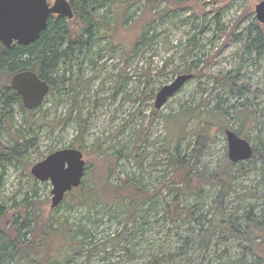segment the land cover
Masks as SVG:
<instances>
[{
	"label": "rangeland",
	"instance_id": "rangeland-1",
	"mask_svg": "<svg viewBox=\"0 0 264 264\" xmlns=\"http://www.w3.org/2000/svg\"><path fill=\"white\" fill-rule=\"evenodd\" d=\"M259 1L183 0L185 9L170 8L148 17L142 31L138 27L145 19L137 18L142 15L144 2L128 10L126 21L122 12L99 10L101 23L93 29L90 47L82 48L71 63H60L59 73L52 77L56 88L49 89L42 103L31 109L32 118L18 105L12 106V119L1 130V139L11 144L20 138L17 141L21 144L24 137L34 140L35 146H23L19 162H4L0 201L10 206L24 199L39 200L47 212L51 184L36 180L29 170L49 153L68 147L83 152L86 182L92 168L103 171L106 165L98 158L100 148L116 156L113 181L130 176L149 191L159 188L171 174L164 149L168 126L172 132L183 129L181 138L171 146L177 145L188 161L192 131L202 115L211 118V131L224 119L228 121L222 123L224 128L215 133L214 142L196 164L199 171L210 174L227 157L224 129L234 131L236 118L248 110L254 120L245 126L246 140L262 152L260 158L233 173L223 205L236 227L246 228L249 218L264 229V53L248 52L243 40H227L226 36L229 32L244 34L255 18L254 7ZM141 32L146 38L133 50L131 43L142 37ZM186 72L193 77L155 110L156 92ZM215 77L236 80V87L223 86ZM218 189L208 184L197 195L183 196L180 205L191 207L192 213L175 218L168 213L175 191L161 188L141 208L135 222L129 223L128 233L120 240L113 237L123 227V214L111 215L102 206L88 212L66 204L54 214L90 232L86 245L98 250L87 260L78 256L72 264H146L156 255H166L165 264H181L187 257L191 264H262L264 248L263 255L257 256L245 248L246 240L223 238L226 230L221 228L222 237L216 233L207 248L198 249L202 230L212 218Z\"/></svg>",
	"mask_w": 264,
	"mask_h": 264
},
{
	"label": "trees",
	"instance_id": "trees-1",
	"mask_svg": "<svg viewBox=\"0 0 264 264\" xmlns=\"http://www.w3.org/2000/svg\"><path fill=\"white\" fill-rule=\"evenodd\" d=\"M193 1L199 3L201 0ZM69 2L73 10V18L68 20L64 16H50L46 28L34 42L27 45L13 43L9 47L0 43V133L11 122L12 118L9 114L13 105H18L32 118L31 110L24 109L20 96L10 86V77L22 70H33L40 78L48 82L50 90L55 89L52 77L59 73L60 63H71L74 55L80 53L82 48L90 47L89 42L92 39L93 29L101 23L97 16L99 10L105 9L106 13L110 14L113 11L122 12V18L126 21L129 17L128 10L136 4L144 2L142 15L138 17L139 19L137 18V21L145 19L144 22L142 21L143 24L140 23L138 27L142 31L148 22V17L165 13L170 8L176 11L187 7L183 0H69ZM161 5L162 7H160ZM134 23L126 27H132ZM221 34L223 31H220V36ZM141 35L142 37H138L135 43L133 42L134 44L131 43L133 50L137 48L138 43L146 38L145 32H141ZM226 36L227 40H243V48L248 52L255 51L258 55L264 53V23L257 22L255 18L247 25L244 34L233 35L229 32L226 33ZM197 73H201L200 70ZM215 79L218 82L221 80L219 77H215ZM227 80L224 77V80H221L219 84L230 86L229 88L236 85V80ZM247 111L242 118H236L238 127L234 130L237 135L245 139L248 138L244 132L245 126L249 121L254 120ZM224 121L227 120L224 119L220 124H224ZM220 124H217L215 130L211 131V118L203 115L199 117L198 124L192 131L194 140L191 142L192 148L188 161L181 156L177 145L171 146L172 141H178L181 138L183 129L172 132L173 129L168 126V143L164 149L167 153L165 156L166 165L171 174L160 184L159 188L154 187L151 191L140 180L130 176L113 181L112 177L117 174L116 156L109 155L104 149L99 148L100 156L98 158H103V163H106L103 171L92 168L90 171L93 172L88 175V182L84 181L83 177L81 184L67 192L57 207L50 208L46 212L39 200L24 199L10 206H6L0 201V264H72L78 256L82 255L87 260L94 252L98 251L96 247L86 245L90 232L69 223L66 219L55 217L54 211L62 204H66L70 208L81 207L88 212L102 206L111 215L123 214V227L113 237L120 240L128 233L129 223L135 222L139 211H143L141 208L146 207L161 191V188L175 191L173 199L168 204V213L172 212V216L180 218L192 213L191 207L180 205L181 198L188 194H199L202 186L208 184L217 185L219 189L213 199L212 218L202 230L203 234L198 240V249L207 248L216 233L222 237V231H218L221 228L226 230L223 238L244 239L248 242L245 247L247 250L257 256L258 253L263 255L264 229H262L261 223L256 220L250 221L247 218L246 228L236 227L228 214L224 212L225 205H223L229 189L228 183L233 173L260 158L262 150L254 146L252 157L237 163L230 162L227 157H224L210 174L197 169L196 164L199 157L205 153L208 145L214 142L215 133L224 128L223 124ZM78 136H81V131ZM12 137L16 138L14 135ZM22 138L21 144H18L17 141L20 138L10 144L3 141L0 135V187L4 162H19L23 146H35L34 140L26 141L24 137ZM81 143L82 141H79L80 145ZM134 156L137 157L136 154ZM190 160L193 161L192 164L189 163ZM125 250L128 251V249ZM167 259L166 255H156L151 257L146 264H165ZM181 264H191V260L187 257Z\"/></svg>",
	"mask_w": 264,
	"mask_h": 264
},
{
	"label": "water",
	"instance_id": "water-1",
	"mask_svg": "<svg viewBox=\"0 0 264 264\" xmlns=\"http://www.w3.org/2000/svg\"><path fill=\"white\" fill-rule=\"evenodd\" d=\"M254 12L257 22L264 23V0L255 5ZM53 14L72 19L74 14L69 0H54L52 3L48 0H0V43L9 47L13 43L27 45L34 42ZM192 77L191 72L181 73L163 85L155 94L154 109H160ZM9 84L27 110L38 107L49 91L48 82L33 70L14 73ZM224 136L230 162L237 163L252 157L253 147L248 140L229 128L224 129ZM85 164L83 152L68 147L49 153L31 166L30 174L36 180L51 184L49 208L57 207L67 192L81 184L86 171Z\"/></svg>",
	"mask_w": 264,
	"mask_h": 264
},
{
	"label": "flooded vegetation",
	"instance_id": "flooded-vegetation-1",
	"mask_svg": "<svg viewBox=\"0 0 264 264\" xmlns=\"http://www.w3.org/2000/svg\"><path fill=\"white\" fill-rule=\"evenodd\" d=\"M54 16H58V15H56V14H53ZM53 15H51V16H53ZM50 17V16H49ZM73 18V17H72ZM68 20H70V19H68Z\"/></svg>",
	"mask_w": 264,
	"mask_h": 264
}]
</instances>
